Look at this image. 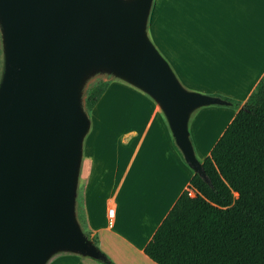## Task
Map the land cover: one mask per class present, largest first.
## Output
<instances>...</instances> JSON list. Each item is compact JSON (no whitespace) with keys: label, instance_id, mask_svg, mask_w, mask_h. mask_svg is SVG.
<instances>
[{"label":"water","instance_id":"water-1","mask_svg":"<svg viewBox=\"0 0 264 264\" xmlns=\"http://www.w3.org/2000/svg\"><path fill=\"white\" fill-rule=\"evenodd\" d=\"M154 0H0V264H47L58 252L105 261L76 215L83 86L109 72L163 110L185 161L210 182L190 136L194 110L228 105L189 90L148 34Z\"/></svg>","mask_w":264,"mask_h":264},{"label":"crops","instance_id":"crops-1","mask_svg":"<svg viewBox=\"0 0 264 264\" xmlns=\"http://www.w3.org/2000/svg\"><path fill=\"white\" fill-rule=\"evenodd\" d=\"M172 3L173 0L166 3L154 0L151 33L160 52L174 66L183 86L206 94H222L244 104L264 75V0H199L203 8L199 19L195 16L189 18L177 0L176 11H173L175 23L172 22V12H167L169 8L173 10ZM158 19L160 33L157 31ZM119 96L129 99L122 100ZM111 101H115V108H129L128 113L123 111L121 115H129L132 121L118 133L117 138L125 139L132 151L127 152L130 155L126 163L122 162L125 150L122 152L120 144L116 145L117 151L112 153L110 171L106 172L108 168L104 165L93 167L95 159L88 135L93 126L99 123L96 116L99 107ZM221 111L227 113L228 120L210 146L208 155L238 109L221 108ZM121 115H115V119L120 120ZM90 118L91 127L83 142L76 198L77 219L81 225L78 190L83 185V217L90 230L88 233L98 238L101 250L117 264H159L145 253V246L181 193L190 189L193 170L175 144L168 140L163 144L166 149L163 148L162 151L147 149L146 156L148 150L149 153L153 151L152 157L147 158L150 165L155 158L156 168L162 175L158 184L154 183V179L150 181L151 195L148 203L139 209L140 212H135L120 200L125 178L130 175L147 138L155 130L157 121L159 129L161 127L171 137L169 123L165 124L167 118L146 92L121 79L111 80ZM115 171L121 173L116 186ZM104 176L105 181L111 180L108 195L97 194L103 187ZM110 208H113L112 219L109 217ZM47 264L103 263L91 257L63 251L54 254Z\"/></svg>","mask_w":264,"mask_h":264},{"label":"trees","instance_id":"trees-1","mask_svg":"<svg viewBox=\"0 0 264 264\" xmlns=\"http://www.w3.org/2000/svg\"><path fill=\"white\" fill-rule=\"evenodd\" d=\"M3 63L0 29V78ZM110 82L87 90L89 111ZM214 95L238 111L202 160L210 182L193 171L190 188L197 195L184 190L146 244L145 253L159 264H264V75L244 104ZM101 251L106 260L99 261L117 264Z\"/></svg>","mask_w":264,"mask_h":264},{"label":"rangeland","instance_id":"rangeland-1","mask_svg":"<svg viewBox=\"0 0 264 264\" xmlns=\"http://www.w3.org/2000/svg\"><path fill=\"white\" fill-rule=\"evenodd\" d=\"M164 1L166 3L168 0H162V3H164ZM176 1L177 0H173V3H172L173 10L169 8V10L167 11V12H172L171 18H172L173 23H175V17H174L173 11L174 10L176 11ZM179 4H180V7L182 4L189 18H191L192 16H195L197 19H199L201 17L203 8H201L199 0H179ZM152 11L153 12H151L147 30H148L151 40L155 43V45L159 49V46L157 42L154 40L153 35L151 33V30L153 28V15L155 12V5L153 6ZM170 30L172 31V28H170ZM157 31L158 33H160V19H158V22H157ZM164 57L166 56L164 55ZM169 63L171 64L170 61ZM172 68L175 71V68L173 65H172ZM113 79H118V78L116 75L109 73V72H105V71L96 72L87 78L83 86V105H84L86 112L89 115H91L92 111H89V109L87 108L85 104V97H86L87 90L96 83H100L103 81H111ZM119 98H121L122 100H127L128 97L119 96ZM159 108L161 109L160 106ZM221 108H223V110L224 108L236 109L235 107H232L229 105L215 104V105L201 107L199 109H196L193 111L191 115L190 124H189L190 136H191V139H192L195 151H196V155L201 161L204 160L208 156L207 152L210 146L212 145L213 141L219 134V131L222 129V127L228 120L227 113L224 111H221ZM123 111L124 113H128L129 108H124V106H119L115 108V101H111L107 104H103L101 105V107H99V111L97 110L96 116L98 117L99 123L93 126L92 131L90 132V135H88V137L91 139V151H92L93 158L95 159V162H93L94 168L98 167L99 165H104L105 167L108 168L106 169V172H109L111 168L112 153L113 151L116 150V145H119V144H120V148L122 152L125 150L123 152L125 156H122V162L126 163V161L128 160L130 154H127V152L131 153L132 151L131 147L129 144L127 145V143H125L126 142L125 139L120 140L117 138L118 133L122 132L124 128H127L128 124H130L132 121L129 115H125V116L121 115L123 114ZM161 111L164 114L162 109ZM115 115H121V119L120 120L119 118L115 119ZM166 123L168 125L167 121L165 122V124ZM159 125L160 124L157 121L154 126L155 130L153 132L151 131L149 137L147 138L145 145L143 146V150L141 151L130 175L127 178H125L124 187L121 190L120 200L128 204L129 207L131 206L135 212H140L139 209L144 208V206H146V204L148 203V199L150 198V195H151L150 194L151 193L150 181L154 179V183L158 184L159 178L162 175V172L156 168L155 158L152 161V164L150 165V162L147 158L152 157L153 151L149 153V150L152 148H155V150L157 149L158 151L159 150L162 151L163 148L166 149V146H164L163 144H165L167 140L169 141V143L172 142L173 144H175V146H177L174 137H172L173 134H171V137L169 136L167 132L165 134V132L161 129V127L159 129ZM155 132H157V134H155ZM170 132L172 131L170 130ZM89 138L87 141H89ZM158 138H159V141H158ZM122 143H125V144H122ZM147 149H149L148 154H147L148 156L145 155V152ZM115 154L117 157V152H115ZM162 158H163V155H162ZM90 166H92V162ZM120 174L117 171H115V186L117 184L118 175ZM105 180H106V177L104 176L103 183H102L103 187L98 190L97 194L108 195L107 192L111 188L110 187L111 180L110 179L108 181H105ZM104 182H106L105 185H104ZM78 202H79L78 207L80 211L81 227L86 233H88L90 230L87 228L86 222L83 217V212H84L83 185L78 190ZM92 237L96 238L97 245L99 246L98 238L93 234H92Z\"/></svg>","mask_w":264,"mask_h":264},{"label":"built area","instance_id":"built-area-1","mask_svg":"<svg viewBox=\"0 0 264 264\" xmlns=\"http://www.w3.org/2000/svg\"><path fill=\"white\" fill-rule=\"evenodd\" d=\"M189 195L191 196V197H195L196 195H197V191L195 190V189H192V188H190L189 189ZM109 217L112 219V217H113V208H110L109 209Z\"/></svg>","mask_w":264,"mask_h":264}]
</instances>
